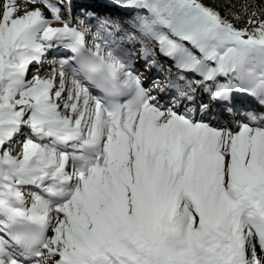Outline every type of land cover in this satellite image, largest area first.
<instances>
[{"label": "snow or ice", "instance_id": "1", "mask_svg": "<svg viewBox=\"0 0 264 264\" xmlns=\"http://www.w3.org/2000/svg\"><path fill=\"white\" fill-rule=\"evenodd\" d=\"M0 264H264V0H0Z\"/></svg>", "mask_w": 264, "mask_h": 264}, {"label": "rangeland", "instance_id": "2", "mask_svg": "<svg viewBox=\"0 0 264 264\" xmlns=\"http://www.w3.org/2000/svg\"><path fill=\"white\" fill-rule=\"evenodd\" d=\"M16 3L23 5L24 1L23 0H18ZM30 7H37L36 4L30 5Z\"/></svg>", "mask_w": 264, "mask_h": 264}, {"label": "bare ground", "instance_id": "3", "mask_svg": "<svg viewBox=\"0 0 264 264\" xmlns=\"http://www.w3.org/2000/svg\"><path fill=\"white\" fill-rule=\"evenodd\" d=\"M18 0H16V2H17ZM24 1V0H23ZM30 5H33V4H30ZM30 5H29V7H30ZM36 6H42L39 2L36 4Z\"/></svg>", "mask_w": 264, "mask_h": 264}, {"label": "trees", "instance_id": "4", "mask_svg": "<svg viewBox=\"0 0 264 264\" xmlns=\"http://www.w3.org/2000/svg\"><path fill=\"white\" fill-rule=\"evenodd\" d=\"M207 2L211 3V2H212V0H207Z\"/></svg>", "mask_w": 264, "mask_h": 264}]
</instances>
